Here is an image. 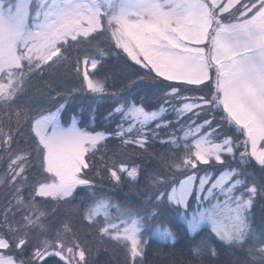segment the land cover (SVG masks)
<instances>
[{"label": "snow or ice", "instance_id": "obj_1", "mask_svg": "<svg viewBox=\"0 0 264 264\" xmlns=\"http://www.w3.org/2000/svg\"><path fill=\"white\" fill-rule=\"evenodd\" d=\"M112 57L144 75L116 89L98 78ZM145 78L158 95L131 99ZM110 89L129 98L107 112L109 127L94 109L67 114L75 94ZM114 139L168 151L151 154L149 171L126 151L109 156ZM0 161V264H88L73 221L48 207L78 192L80 222L117 242L124 264H142L149 239L177 243L174 229L185 264H215L216 244L245 252L232 264H264V228L250 223L264 181L247 170L264 173V0H0ZM101 171L139 206L114 203Z\"/></svg>", "mask_w": 264, "mask_h": 264}, {"label": "trees", "instance_id": "obj_2", "mask_svg": "<svg viewBox=\"0 0 264 264\" xmlns=\"http://www.w3.org/2000/svg\"><path fill=\"white\" fill-rule=\"evenodd\" d=\"M103 47V44H101ZM63 70L54 75H61ZM136 72L137 75L143 76L144 74L138 72L136 69H131L123 61L118 60L116 57H112L104 61V68L101 69L98 78L108 77V83L114 84L116 89L122 87L125 78L131 73ZM137 75H132V79L136 80ZM48 79V77H45ZM65 83H68L65 81ZM71 87H76V83L72 82L69 84ZM62 91V89H58ZM114 90L110 89L106 94L93 95L87 92L77 93L72 96L68 101V115H77L80 119H84L88 114L90 109L95 111L92 115L95 116V122L97 125H102L104 127L109 126V122L105 121L104 117L107 112L110 111L114 106L121 104L127 97L123 93L117 92L113 95ZM31 96H36L35 93H30ZM158 95V91L154 88V82L151 79L145 78L142 81L137 80L136 87L132 90L131 99H137L139 97H155ZM57 103H63V100L56 101ZM36 103L42 108H51L52 104L47 101V98H36ZM219 119V117H217ZM85 126L84 124H82ZM110 127H115L111 124ZM25 136H27V131L24 129ZM164 133H161V135ZM231 135V133H229ZM111 156L114 153L128 152L129 155L135 159L136 163L147 166L148 170L151 171L157 166V161L152 159L151 154H164L168 151V146H163L160 144H155L149 150V153H142L138 149H133L131 147L123 148L118 139L110 140L107 142L106 149L104 150ZM103 153H98L101 155ZM7 157H5L6 159ZM118 159L125 157H117ZM236 165V164H234ZM3 161H0V168H3ZM101 178H96L95 183L98 188L102 187L107 193L109 198L114 199L119 204L124 205L125 203L132 206L138 207V201L141 199L135 192L131 191L128 184L124 183L120 186H114V184L108 179L105 172L101 171ZM255 182L259 185L264 181V174L262 176L258 175ZM138 187H143V182ZM8 190L0 187V202L4 203V197ZM82 198H86L85 192H78L76 199L70 203L69 207L75 209H81L83 205L81 204ZM252 225L257 229L264 228V199L257 198L256 203H254L251 210ZM177 235V243L174 245L171 243H165L152 238L148 240L145 246V255L142 264H185L189 261L191 257L187 251V240L181 235L178 229H174ZM87 241L89 240L88 250H87V260L88 264H124L125 262V252L124 250H119L116 247H97L94 243L92 233L88 230L86 234ZM215 243V241H214ZM219 259L215 264H232V261L236 258H243L246 254L240 249H228L216 244ZM58 259V258H57ZM50 264H55V261H51Z\"/></svg>", "mask_w": 264, "mask_h": 264}, {"label": "rangeland", "instance_id": "obj_3", "mask_svg": "<svg viewBox=\"0 0 264 264\" xmlns=\"http://www.w3.org/2000/svg\"><path fill=\"white\" fill-rule=\"evenodd\" d=\"M192 95H199V93H192ZM168 118L174 119L173 116H169ZM78 119H80V118L78 117ZM80 127H84V126L81 124ZM170 130L171 129L164 130V131H162V133H164L165 131H170ZM178 135H179V133H178ZM161 136L163 137L164 134H162ZM237 166L238 165L232 164V167H237ZM247 170H248L249 174L252 175V182L253 183H256L255 180H256V178H258L257 177L258 175L262 176L264 174V173H260L259 171H255L253 174V169L251 167H249ZM0 187L3 189H6L3 186H0ZM6 190H8V189H6ZM110 199L114 203H118L114 199H112V198H110ZM256 201L254 203H256ZM0 204H3V203L0 202ZM67 205H69V204L56 205L53 203V204H50L48 207L54 208L57 210V219L70 218L73 221V224H74V227L76 230V234H77L79 240L81 241V243L83 244V246L85 247L86 251L88 250L87 244L89 243V240L87 241V239H86V234H87L88 230L90 231V233H92L94 243H95V245H97V247H100V246L107 247L108 246V247L119 248V250H124L117 242H115L113 240H109L107 238H103L99 234H97L95 228H90L87 224L81 223L79 220V214L77 213V211L75 209H72L71 207H69ZM250 216H251V213H250ZM250 223L252 225V219L250 220ZM252 227L254 229H256L253 225H252ZM124 252H125V250H124ZM14 254L15 253H12V255H14ZM86 258H87V255H86Z\"/></svg>", "mask_w": 264, "mask_h": 264}]
</instances>
